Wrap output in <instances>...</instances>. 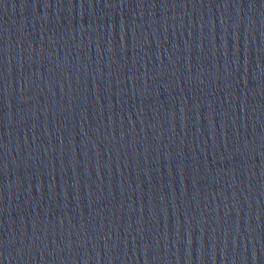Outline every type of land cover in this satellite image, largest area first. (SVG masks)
Returning <instances> with one entry per match:
<instances>
[{
    "label": "water",
    "instance_id": "95a60500",
    "mask_svg": "<svg viewBox=\"0 0 264 264\" xmlns=\"http://www.w3.org/2000/svg\"><path fill=\"white\" fill-rule=\"evenodd\" d=\"M0 264H264V0H0Z\"/></svg>",
    "mask_w": 264,
    "mask_h": 264
}]
</instances>
